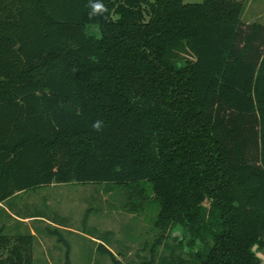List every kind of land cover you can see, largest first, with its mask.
Here are the masks:
<instances>
[{"label":"trees","instance_id":"trees-1","mask_svg":"<svg viewBox=\"0 0 264 264\" xmlns=\"http://www.w3.org/2000/svg\"><path fill=\"white\" fill-rule=\"evenodd\" d=\"M91 3L106 11L0 0V203L130 186L158 207L152 263L180 228L192 264H264V23L243 21L244 0ZM35 240L0 226V264H35Z\"/></svg>","mask_w":264,"mask_h":264},{"label":"rangeland","instance_id":"rangeland-1","mask_svg":"<svg viewBox=\"0 0 264 264\" xmlns=\"http://www.w3.org/2000/svg\"><path fill=\"white\" fill-rule=\"evenodd\" d=\"M244 1L243 21L264 23V0ZM134 190L111 182L55 183L24 191L7 200L5 206L19 217L34 216L35 264H66L68 244L71 264H114L107 254L97 250L101 242L110 246L123 264H166L174 247L178 264H192L187 251L177 246V238L183 236L180 228L168 238L163 237L155 262H151V247L161 237L154 225L158 207ZM0 211H5L4 207ZM13 224L9 222L6 233L29 232L23 223L20 232H12ZM55 228L58 231L49 232ZM260 253L264 259V252Z\"/></svg>","mask_w":264,"mask_h":264},{"label":"crops","instance_id":"crops-1","mask_svg":"<svg viewBox=\"0 0 264 264\" xmlns=\"http://www.w3.org/2000/svg\"><path fill=\"white\" fill-rule=\"evenodd\" d=\"M22 192H24V191L18 192L15 195H13L12 197H14V196H16V195H18V194H20ZM11 198H9V199H11ZM6 201L0 203V208H3L4 207V209H5V211H2V212L0 211V226H4L5 232H6V228H7L8 224H9V222L11 221V222H14V224L12 226V228H13V231L12 232H20V230H22V228H23V226L21 225V223H23L24 226L27 227V229H28L29 232H32L33 234L36 235V230H35V228L33 227V224H32V222L34 221V216H32V215H26L25 217H19L18 215H16L15 213H13L11 210H9L5 206L6 205L5 204ZM12 217H14L15 219L17 218L19 221L16 222V220H14ZM15 234H19V233H12L11 235H15Z\"/></svg>","mask_w":264,"mask_h":264},{"label":"clouds","instance_id":"clouds-1","mask_svg":"<svg viewBox=\"0 0 264 264\" xmlns=\"http://www.w3.org/2000/svg\"><path fill=\"white\" fill-rule=\"evenodd\" d=\"M89 6L91 7L92 9V12L90 13V15H95V14H98L102 11H106V9H104V6L99 4V3H91V0H90V4ZM93 129L96 130V131H100L102 130V122L101 121H95L92 125Z\"/></svg>","mask_w":264,"mask_h":264},{"label":"water","instance_id":"water-1","mask_svg":"<svg viewBox=\"0 0 264 264\" xmlns=\"http://www.w3.org/2000/svg\"><path fill=\"white\" fill-rule=\"evenodd\" d=\"M258 254L261 256V253L260 252Z\"/></svg>","mask_w":264,"mask_h":264}]
</instances>
